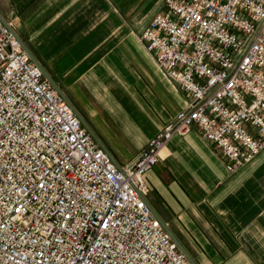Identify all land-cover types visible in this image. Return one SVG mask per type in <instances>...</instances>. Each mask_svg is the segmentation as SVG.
<instances>
[{
  "label": "built area",
  "instance_id": "2783aa9c",
  "mask_svg": "<svg viewBox=\"0 0 264 264\" xmlns=\"http://www.w3.org/2000/svg\"><path fill=\"white\" fill-rule=\"evenodd\" d=\"M140 34L189 97L119 167L0 22V264H191L146 175L197 127L234 173L264 148V0H164Z\"/></svg>",
  "mask_w": 264,
  "mask_h": 264
},
{
  "label": "crops",
  "instance_id": "0c3cea01",
  "mask_svg": "<svg viewBox=\"0 0 264 264\" xmlns=\"http://www.w3.org/2000/svg\"><path fill=\"white\" fill-rule=\"evenodd\" d=\"M164 0H0L11 26L123 166L189 97L140 34ZM197 127L146 175V200L196 264H264V148L234 173Z\"/></svg>",
  "mask_w": 264,
  "mask_h": 264
},
{
  "label": "water",
  "instance_id": "95a60500",
  "mask_svg": "<svg viewBox=\"0 0 264 264\" xmlns=\"http://www.w3.org/2000/svg\"><path fill=\"white\" fill-rule=\"evenodd\" d=\"M0 22L4 27H6L10 33L13 35V37L18 41L20 44L21 48L25 51V53L28 55L30 60L41 70L43 76L47 79V81L51 84V86L55 89V91L62 97V99L71 107L75 115L78 117L80 120L81 124L86 128L88 133L91 135V137L98 143L100 148L109 155V157L112 159V161L119 167L118 163L114 159V157L110 154V152L106 149V147L103 145V143L99 140L95 132L91 129L89 124L84 120L82 115L78 112V110L73 106V104L68 100V98L64 95V93L57 87V85L54 83L52 78L47 74L43 66L39 63V61L31 54L29 49L26 47V45L21 41V39L18 37V35L14 32V30L11 28V26L3 19L0 15ZM145 203L155 216V218L158 220L164 231L169 235V237L172 239V241L177 245V247L181 250V252L186 256V258L190 261L191 264H196L192 258L189 256V254L183 249V247L180 245L178 240L173 236V234L170 232V230L167 228L165 223L161 220L159 215L155 212V210L152 208V206L148 203L146 199Z\"/></svg>",
  "mask_w": 264,
  "mask_h": 264
}]
</instances>
